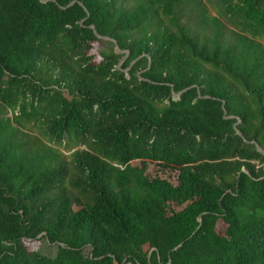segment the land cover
<instances>
[{
  "label": "trees",
  "instance_id": "16d2710c",
  "mask_svg": "<svg viewBox=\"0 0 264 264\" xmlns=\"http://www.w3.org/2000/svg\"><path fill=\"white\" fill-rule=\"evenodd\" d=\"M44 1L0 0V264H264V0Z\"/></svg>",
  "mask_w": 264,
  "mask_h": 264
},
{
  "label": "rangeland",
  "instance_id": "374dc122",
  "mask_svg": "<svg viewBox=\"0 0 264 264\" xmlns=\"http://www.w3.org/2000/svg\"><path fill=\"white\" fill-rule=\"evenodd\" d=\"M141 1H144V0H126L125 2H126V5L127 6L131 7L134 4H136L138 2H141ZM203 1L205 2L204 5H206L209 8V12H210V15L212 17H218V18L222 19L220 17V15L218 14L216 8H214L211 5H209L207 0H203ZM182 21L183 22H186L185 19H182ZM226 26L229 27V28H231V26H229L228 24H226ZM95 49H97L100 52L103 51V50H105V48L102 45H99V46L96 45V48ZM124 59H126V57ZM65 154L67 156L69 155L68 152H65ZM149 173L151 175L160 176V177H162L164 179H167L170 182H172L174 185L177 184L178 174L175 171L163 172L160 167H158L155 164H151L150 167H149ZM219 228L221 230H223V226L222 225H220ZM28 248L30 250H36V249L39 250L40 249V250H42L43 252H46V253H50L51 252L50 249H48V246L46 245V243H45L44 240H42L41 242H32V241H29ZM53 253H54V250H53Z\"/></svg>",
  "mask_w": 264,
  "mask_h": 264
},
{
  "label": "water",
  "instance_id": "95a60500",
  "mask_svg": "<svg viewBox=\"0 0 264 264\" xmlns=\"http://www.w3.org/2000/svg\"><path fill=\"white\" fill-rule=\"evenodd\" d=\"M41 1H42V2H45L44 0H41ZM75 3H76V2L74 1V2H72L69 6H72V5L75 4ZM81 5H82V4H81ZM92 29L95 30L93 27H92ZM98 38H99V39H102V40H106V41L110 40L109 38H106V37H100V36H98ZM114 43H115V45H116V48H115L116 52H117V53H120L121 51L119 50L117 43H116L115 41H114ZM126 54L128 55V52H127ZM182 93H183V92H182ZM182 93H179V94H175V93H173L174 99H179L180 96L182 95ZM238 134H240V133H238ZM257 148H258V151H259V152H261V153L264 154V152H263V150L261 149L260 146H257Z\"/></svg>",
  "mask_w": 264,
  "mask_h": 264
}]
</instances>
